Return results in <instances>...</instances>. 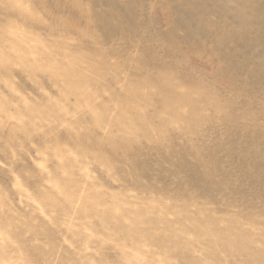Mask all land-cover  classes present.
<instances>
[{
    "label": "rangeland",
    "instance_id": "1",
    "mask_svg": "<svg viewBox=\"0 0 264 264\" xmlns=\"http://www.w3.org/2000/svg\"><path fill=\"white\" fill-rule=\"evenodd\" d=\"M0 264H264V0H0Z\"/></svg>",
    "mask_w": 264,
    "mask_h": 264
}]
</instances>
